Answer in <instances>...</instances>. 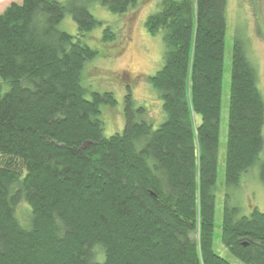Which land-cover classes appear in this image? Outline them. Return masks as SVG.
Returning a JSON list of instances; mask_svg holds the SVG:
<instances>
[{"label": "trees", "instance_id": "obj_1", "mask_svg": "<svg viewBox=\"0 0 264 264\" xmlns=\"http://www.w3.org/2000/svg\"><path fill=\"white\" fill-rule=\"evenodd\" d=\"M94 0H22L0 13V264H231L215 250L216 189L228 0H163L147 31L163 32L165 64L149 80L166 121L157 129L129 90L122 133L104 135L111 92L82 84L102 25ZM139 0H101L118 15ZM70 14L73 36L59 26ZM111 28L104 40L115 41ZM198 118L201 120L198 121ZM264 96L244 37L234 43L226 183L258 163L264 183ZM32 209L30 227L16 217ZM222 242L264 264V212L224 207Z\"/></svg>", "mask_w": 264, "mask_h": 264}, {"label": "rangeland", "instance_id": "obj_2", "mask_svg": "<svg viewBox=\"0 0 264 264\" xmlns=\"http://www.w3.org/2000/svg\"><path fill=\"white\" fill-rule=\"evenodd\" d=\"M21 1L0 0V13L11 3ZM162 1L139 0L137 6L125 15L110 12L101 0H94L88 5L92 15L102 25L87 33L83 39L85 44L98 52V56L86 66L82 84L88 91V99L94 92H111L118 101L114 107L101 106L106 137L122 133L125 129L126 96L129 90L136 106L148 110V118L153 121L155 129L166 121L163 101L149 80L165 64L163 32L151 35L146 28V21L160 10ZM227 24L214 244L216 252L231 264H243L230 254L222 242L224 207L229 200L240 209V216H250L254 209L264 212V183L260 179L259 163L242 178L239 187H228L226 183L231 69L236 34L240 33L246 41L264 96V0H228ZM109 27L117 35L115 41L104 40L105 30ZM59 28L70 35H79L78 25L70 14L66 15ZM260 159L261 162L264 160V150ZM31 216V207L25 201L22 202L16 211L20 224L29 228Z\"/></svg>", "mask_w": 264, "mask_h": 264}]
</instances>
